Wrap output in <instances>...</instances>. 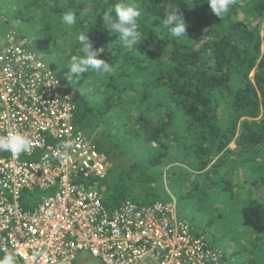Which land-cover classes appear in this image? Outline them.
I'll list each match as a JSON object with an SVG mask.
<instances>
[{
    "label": "trees",
    "instance_id": "16d2710c",
    "mask_svg": "<svg viewBox=\"0 0 264 264\" xmlns=\"http://www.w3.org/2000/svg\"><path fill=\"white\" fill-rule=\"evenodd\" d=\"M118 2L0 0V33L13 19L73 92V124L110 164L94 179L105 207L152 205L169 200L166 183L181 188L195 234L226 264H264V201L252 196L264 189V0H236L222 19L207 0H134L145 39L132 47L101 19ZM169 5L183 14V39L162 26ZM69 10L72 28L61 23ZM80 33L104 49L109 72L69 79Z\"/></svg>",
    "mask_w": 264,
    "mask_h": 264
},
{
    "label": "built area",
    "instance_id": "2783aa9c",
    "mask_svg": "<svg viewBox=\"0 0 264 264\" xmlns=\"http://www.w3.org/2000/svg\"><path fill=\"white\" fill-rule=\"evenodd\" d=\"M73 92L25 40L0 46V137L23 133L29 153L0 152V260L15 264H224L178 217L175 200L107 208L94 179L109 163L73 124ZM71 140V149L59 146ZM67 153L65 155L64 153Z\"/></svg>",
    "mask_w": 264,
    "mask_h": 264
},
{
    "label": "clouds",
    "instance_id": "9594fccd",
    "mask_svg": "<svg viewBox=\"0 0 264 264\" xmlns=\"http://www.w3.org/2000/svg\"><path fill=\"white\" fill-rule=\"evenodd\" d=\"M210 10L221 19L224 18L235 4L236 0H207ZM112 12H104L101 19L103 25L117 34L120 41L125 46H137L143 42L145 35L141 31L138 23L140 11L134 0H119ZM61 23L68 28H72L77 23L76 14L69 10L62 14ZM162 26L171 37L183 39L186 34V22L179 8L169 5L167 15L162 19ZM87 33V32H86ZM86 33L78 35V42L81 48L80 55H72L68 63V73L70 78L79 77L89 71L96 73H107L111 70L110 64L101 58H98L104 52L103 48H95L89 40ZM33 142L30 137L23 133L9 132L6 136L0 137V152L11 153L13 157H19L21 154L29 153L32 150ZM62 149H71L73 142L65 141L59 146ZM67 155V153H64ZM0 264H15V258L12 255H6L0 260Z\"/></svg>",
    "mask_w": 264,
    "mask_h": 264
},
{
    "label": "rangeland",
    "instance_id": "374dc122",
    "mask_svg": "<svg viewBox=\"0 0 264 264\" xmlns=\"http://www.w3.org/2000/svg\"><path fill=\"white\" fill-rule=\"evenodd\" d=\"M5 20H6L5 17H2L0 15V24H4ZM17 25L18 24L16 22H14L13 19H11L9 21L8 25L6 26V28H4V27L2 28L3 31L0 33V46L1 45H4L6 43L7 35L8 34H9V36H11V34H14V36L17 37V38H19L20 40H25L26 43H28V44L30 43L27 38L22 37V34H23V31L22 30L21 31H17L16 30V26ZM263 27H264V23H263ZM250 77H252V74L250 75ZM229 148L233 149L234 148V145L231 144L229 146ZM109 167H110V164H109ZM165 186H166V189H167V195H168L167 197L169 199L168 201L175 200V203H176V212H177L178 217L187 220L189 223H190V221L192 223H194L193 222L194 214L192 213V211L189 210L188 205L185 202H182V201H179L178 200L179 195L182 193V189L181 188H178L175 191H173V190H170V188L168 187L167 183L165 184ZM252 196L254 198H258V199L261 198L264 201V189L257 188L252 193ZM192 227H193V225H192ZM211 230L212 229H210V231L207 232V235H209L211 233ZM200 236H202L204 238L205 242L208 243L211 246L209 240L207 239V236H205V235H200ZM215 247L216 248H214V249H217V250L220 251V249L217 246H215ZM211 248H212V246H211ZM221 253L223 254L222 251H221ZM223 257H224V254H223ZM224 264H226L225 261H224Z\"/></svg>",
    "mask_w": 264,
    "mask_h": 264
}]
</instances>
